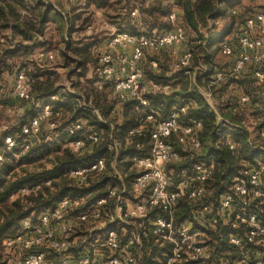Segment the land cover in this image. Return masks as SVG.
I'll return each mask as SVG.
<instances>
[{"label": "clouds", "instance_id": "obj_1", "mask_svg": "<svg viewBox=\"0 0 264 264\" xmlns=\"http://www.w3.org/2000/svg\"><path fill=\"white\" fill-rule=\"evenodd\" d=\"M9 167L0 264H264V0H0Z\"/></svg>", "mask_w": 264, "mask_h": 264}, {"label": "trees", "instance_id": "obj_2", "mask_svg": "<svg viewBox=\"0 0 264 264\" xmlns=\"http://www.w3.org/2000/svg\"><path fill=\"white\" fill-rule=\"evenodd\" d=\"M22 157L25 158V159L29 158L31 163L33 162L31 153L29 155H27V156H22ZM22 157H21V159H22ZM19 165H20V163L17 166H19ZM12 170L13 169L11 167H9L7 171H4L3 169H0V189L3 190V191H0V202H2L6 198L7 193H9L12 190L16 189L19 185H21V184H23L25 182L24 178H17L15 180V183H12L8 179V176L12 172ZM39 171H40V169L37 170V172H39ZM68 194L72 195L73 193L70 191Z\"/></svg>", "mask_w": 264, "mask_h": 264}, {"label": "rangeland", "instance_id": "obj_3", "mask_svg": "<svg viewBox=\"0 0 264 264\" xmlns=\"http://www.w3.org/2000/svg\"><path fill=\"white\" fill-rule=\"evenodd\" d=\"M15 151V150H14ZM20 165L21 164H30L31 163V161H30V159L28 158V159H25V158H23L22 157V159L20 160ZM38 170V169H37ZM27 171V170H26Z\"/></svg>", "mask_w": 264, "mask_h": 264}]
</instances>
